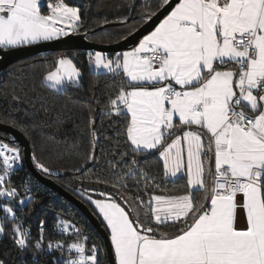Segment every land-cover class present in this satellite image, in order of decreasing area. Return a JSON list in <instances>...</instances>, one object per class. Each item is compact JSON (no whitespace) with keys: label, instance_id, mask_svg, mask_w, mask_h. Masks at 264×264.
I'll return each mask as SVG.
<instances>
[{"label":"snow or ice","instance_id":"obj_1","mask_svg":"<svg viewBox=\"0 0 264 264\" xmlns=\"http://www.w3.org/2000/svg\"><path fill=\"white\" fill-rule=\"evenodd\" d=\"M78 21L79 9L65 0H0V48L68 36L58 25L76 31ZM89 57L96 69L122 70L129 81L109 96L107 114H130L131 155L110 162L115 181H95L115 193L87 196L110 231L116 264H264V0H178L131 51L115 59L101 52ZM80 75L70 59L61 58L43 81L61 90ZM89 122L95 123L91 113ZM91 134L94 144V127ZM157 153L162 181L159 171L137 159ZM20 159L18 148L0 144V200L19 198L6 177ZM89 159L94 161V152ZM162 184L179 187L173 194ZM26 202L19 200L21 206ZM0 211L17 219L8 203H0ZM69 227L76 239L67 251L77 256L59 264H99L96 246L87 249V237L74 225L62 222L61 231ZM12 235L19 248L28 247L22 223L14 224ZM43 239L41 228L37 249ZM48 248L63 255L65 243L50 241Z\"/></svg>","mask_w":264,"mask_h":264},{"label":"trees","instance_id":"obj_2","mask_svg":"<svg viewBox=\"0 0 264 264\" xmlns=\"http://www.w3.org/2000/svg\"><path fill=\"white\" fill-rule=\"evenodd\" d=\"M65 3L79 9L81 22L76 31L90 32L88 39L102 44H112L129 36L146 22L148 16L154 15L164 5L162 0H65ZM113 22L121 23L96 30ZM89 53L93 52L82 49L57 50L8 66L0 74V123L12 125L22 131L31 143L32 157L35 156L37 161L49 168L50 174L40 171L82 199L97 215L84 192L105 190L86 183L95 182L98 177L115 181L116 173L111 170L110 162L119 161L122 153L131 155L130 142L126 137L130 115H116L115 112L107 114L109 96L114 98L129 81L122 72L112 74L92 70ZM118 53L104 54L115 56ZM62 56L73 59L81 71V79L61 90L51 89L45 85L43 75L56 68L58 59ZM13 95L20 99H13ZM90 113L95 121L94 125H90ZM92 127L96 133L94 144ZM0 141H8L10 146L20 149L21 166L12 177V185L18 189L19 198L24 195L26 186L33 193V198L25 205L26 213L31 217L27 222L32 228L28 247L21 249L15 244L12 235L14 223L5 220V233L0 235V260L4 264H53L52 256L55 254L37 249L35 242L40 239L41 224L46 228L44 242L52 239L66 240L67 237L55 229V222L64 213L80 222L85 230L96 237L101 245L98 262L109 264L103 238L85 214L31 174L18 142L5 138L3 132H0ZM93 152L94 161L89 159ZM137 159L142 167H150L154 173L159 171V179L163 180L162 162L158 153L140 155ZM91 161L92 165L83 170ZM34 164L36 166L35 161ZM127 183L131 186L133 181L129 179ZM179 184L161 186L175 194L174 189ZM119 191L127 190L120 188ZM96 197L101 198L98 194ZM99 219L105 227V223ZM35 257L37 261L34 260Z\"/></svg>","mask_w":264,"mask_h":264},{"label":"water","instance_id":"obj_3","mask_svg":"<svg viewBox=\"0 0 264 264\" xmlns=\"http://www.w3.org/2000/svg\"><path fill=\"white\" fill-rule=\"evenodd\" d=\"M178 0H169L168 4H164L150 19L134 31L129 36L123 38L122 40L112 43V44H102L90 41L88 35L90 32H75L69 33L68 36H61L58 39L51 41H39L35 44L22 45L12 49L0 48V74L11 64L18 62L20 60L34 57L40 54L50 53L57 50H67V49H82L85 51L92 52H124L128 49L133 48L146 34L151 32L160 21L170 13L171 9L175 6ZM121 22L107 23L96 30L109 25H118ZM0 132L5 133V138L18 142L22 147L24 162L31 174L43 185L47 186L49 189L57 192L60 196L67 199L73 205L78 207L89 220V222L96 228L101 237L103 238L109 264H116L115 253L111 244L110 234L106 227L102 225L99 217L90 209V207L82 199L78 198L72 194L69 190L57 183L52 177L43 174L34 164L32 147L27 136L19 129L13 127L12 125L0 123ZM11 136L12 138L8 137ZM93 161L88 163L83 170L88 169L92 165ZM86 185L96 188H101L108 193H115L117 189L112 188L109 185L87 182Z\"/></svg>","mask_w":264,"mask_h":264},{"label":"built area","instance_id":"obj_4","mask_svg":"<svg viewBox=\"0 0 264 264\" xmlns=\"http://www.w3.org/2000/svg\"><path fill=\"white\" fill-rule=\"evenodd\" d=\"M42 2L46 3V0H42ZM42 11L45 12V13H47V11H48L47 7L46 6L43 7L42 8ZM80 22L81 21H78L77 22L78 25L80 24ZM58 26L65 27L66 30L69 31V33H75V32H77V31H71L70 29L67 28L66 25H63V24L62 25H58ZM94 53L95 52H93L92 54H94ZM0 144L9 145L5 141H0ZM11 147H13V146H11ZM20 166H21V159L14 165V171L10 174V176L9 177H6V182L8 180H10L11 181V186H13L12 185V177L15 175L16 171L20 168ZM0 174H3L2 161H0ZM27 188H28V191L26 192L24 190V192H25L24 195L21 196L20 198H18L16 200V202L15 201L0 200V203H8V204H10V206H12L14 208L15 215H16L17 219L16 220H13L11 217H8L7 219H5V214H4L3 211H0V216L2 217V219L6 220V221H9V222H13L14 224L22 223L23 228L29 230V236H31V234H32V228L30 227L29 223L27 222V221H30L31 220V217L28 216V214L26 213V210H25V205L27 203L25 205H23V206H21L19 204V200L20 199L27 198V199L30 200V199L33 198L32 190L29 187H27ZM14 202L17 203V204H14ZM62 222H67L69 225H74L75 228L80 229L81 238L87 237V239L85 241L86 248L87 249H91L92 246L95 245L96 248L98 249V251H97V260L99 261V251H100L101 245L98 244V240L96 239V237H94V235L91 232H89L88 230H85L84 227L81 225V223L78 222V221H76L73 217H70V216H68V215H66L64 213L63 214L61 213L59 220L55 222V229L57 230L58 233L63 234L65 237H67V239L66 240L52 239V240H49L47 242H44L43 241V245L40 248L41 250L45 249L47 252L54 253L55 254V255L52 256V262H53V264H59V262L61 260H68L69 258H75L77 256V254L74 253V252L71 253V254H69L68 251H67V247H66V245L68 243H71L73 240L76 239V236L73 234L74 233V229L71 228V227H69L67 233L62 232L61 231ZM41 228H43V234H44L45 231H46V228H45V226L43 224H41L40 227H39L40 234H41ZM50 241L53 242V243L54 242H57V241H60V242L65 243V248H64L63 255L61 254V251L60 250H57L55 248H53V249H49L48 248V242H50ZM34 260L37 261V258L35 257Z\"/></svg>","mask_w":264,"mask_h":264},{"label":"crops","instance_id":"obj_5","mask_svg":"<svg viewBox=\"0 0 264 264\" xmlns=\"http://www.w3.org/2000/svg\"><path fill=\"white\" fill-rule=\"evenodd\" d=\"M175 7V6H174ZM168 15V14H167ZM166 15V16H167ZM165 16V17H166ZM164 17V18H165ZM163 18V19H164ZM162 19V20H163ZM161 20V21H162ZM160 21V22H161ZM159 25V24H158ZM157 25V26H158ZM156 26V27H157ZM155 30V28L152 30V31H154ZM148 34H150V32L148 33ZM148 34H146V35H148ZM143 39V38H142ZM139 44V42L134 46V47H136L137 45ZM27 45V44H26ZM133 47V48H134ZM133 48H131V49H128V50H126V51H131ZM126 51H124V52H126ZM96 53V52H95ZM95 53L94 54H92V56L94 57V55H95ZM123 53V52H122ZM102 54H104V53H102ZM118 54H120V53H118ZM117 55V54H116ZM116 55L115 56H109V55H107V54H104V56H106V57H108V58H112V59H115L116 58ZM61 58H68V59H70L71 61H72V64L77 68V70L80 72V74H81V71L78 69V67L75 65V63H74V61H73V59L70 57V56H62V57H60L59 59H58V61L61 59ZM57 67H58V63H57V66H56V68H54L53 70H51V71H55L56 69H57ZM90 67H91V69L92 70H94V71H96V72H99V73H109V72H107L106 70H104V69H96L95 68V66L93 65V64H91L90 63ZM122 72V70H117V72H115V73H112V74H117V73H121ZM127 78V77H126ZM80 79H81V75H80V77L79 78H76V81H75V83H77V82H79L80 81ZM128 79V78H127ZM69 84H72V83H69ZM68 84V85H69ZM130 115V114H129ZM93 206V209H94V211L96 212V209L94 208V205H92ZM97 213V212H96ZM102 219V218H101ZM241 220H242V222L243 223H246V217H245V215L243 214V213H241ZM105 223V222H104ZM108 230V229H107ZM164 231H167V232H175L176 231V229L174 228V227H166V228H164L163 229ZM108 232H109V234H110V231L108 230Z\"/></svg>","mask_w":264,"mask_h":264},{"label":"rangeland","instance_id":"obj_6","mask_svg":"<svg viewBox=\"0 0 264 264\" xmlns=\"http://www.w3.org/2000/svg\"><path fill=\"white\" fill-rule=\"evenodd\" d=\"M70 7H72V6H70ZM8 142V141H7ZM6 142V143H7ZM16 148V147H15ZM20 150V149H19ZM100 192H106V191H97V192H95L94 190H86L85 192H84V195L87 197L88 195H91L92 196V198L93 199H97V197H96V194H99ZM106 193H108V192H106ZM24 200H26V201H28L29 199H27V198H25ZM16 202V201H15ZM14 202V204H17V203H15ZM27 203V202H26ZM0 223H2L3 224V226H4V229H5V220L4 219H2V217L0 216ZM5 233V231L3 232V233H0V235H3Z\"/></svg>","mask_w":264,"mask_h":264}]
</instances>
